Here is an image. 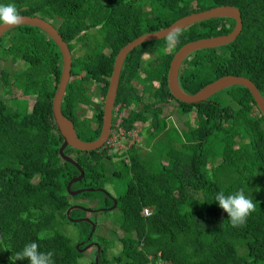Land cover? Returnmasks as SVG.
Masks as SVG:
<instances>
[{"label":"trees","instance_id":"trees-1","mask_svg":"<svg viewBox=\"0 0 264 264\" xmlns=\"http://www.w3.org/2000/svg\"><path fill=\"white\" fill-rule=\"evenodd\" d=\"M9 3L17 6L20 15L50 22L68 44L71 79L60 107L81 140H94L100 134L102 105L120 48L214 6L237 7L242 29L228 44L188 54L178 70L180 89L192 94L221 76L239 75L250 79L264 98V0H0ZM234 24L226 16L204 19L178 30L181 35L170 50L164 37L129 51L113 106L118 113L129 109L119 124L125 134L146 114L139 133L145 148L132 144L122 152L126 159L113 162L119 150L103 145L90 151L74 149L71 155L68 145L64 153L84 171L69 187L86 188L77 194L66 185L80 172L59 155L63 137L52 117L62 68L59 48L31 25L14 26L0 36V59L19 64L12 74L0 70V264H29L15 256L32 241L40 251H52L55 264H95L96 250L84 261L73 238L53 233L48 226L63 215L78 224L79 240H84L90 224L72 219L84 215L82 207L88 199L92 207L111 203L96 189L109 177L126 180L116 211L105 216L117 228L116 239L109 243L120 248L109 254L101 244L98 264H264V117L253 96L244 86L233 85L205 101L185 103L167 86L171 59L184 43L228 33ZM133 82L140 83L141 90ZM11 83L23 96L32 97L29 111L9 106L4 95L10 93ZM94 90L100 104L93 100ZM10 102L17 103L16 98ZM86 108H92V116L82 118ZM170 115L183 116L182 127L175 126ZM122 166L128 168L127 175L121 174ZM241 188L256 210L244 225L234 227L215 196ZM74 205L79 207L67 213ZM145 206L152 209L147 216L141 214ZM23 213H28L27 219L21 218ZM253 221L260 230L251 229ZM41 233L44 238L37 239ZM244 244L256 246L259 254L247 253Z\"/></svg>","mask_w":264,"mask_h":264},{"label":"water","instance_id":"water-1","mask_svg":"<svg viewBox=\"0 0 264 264\" xmlns=\"http://www.w3.org/2000/svg\"><path fill=\"white\" fill-rule=\"evenodd\" d=\"M21 16L23 17V22L17 25H31L43 30L55 42L61 53V59H62L61 74L52 99L51 108H52V117L54 123L56 124L59 132L63 137V141L58 149L59 155L66 161L75 164L80 172L77 177L71 179L66 185L67 190L71 194L80 193L86 188L77 189L74 191L69 190L70 184L72 182L79 180L83 176V170L80 166L77 165V163L72 158L64 154V149L66 146L69 145L77 150L90 151L93 149H97L104 144L111 128V113H112L114 98L116 95L122 64L129 51L143 42L164 38L171 31L180 30L192 23L204 19H209L218 16H226L233 18L235 20V24L234 27L231 29V31H229L228 33L195 39L184 43L177 50V52L173 55L169 65L168 74H167V86L171 94L176 99L185 103H198L205 101L210 96H212L213 94L217 93L218 91L224 88L233 85H242L250 91L258 109L260 110L262 116L264 117V98L259 92V90L255 87L253 82L246 77L239 75H224L207 83L206 85L201 87L198 91L192 94L183 92L178 85V80H177L178 70L183 59L188 54L198 49L218 47L221 45L228 44L238 36V34L242 29V19H241L240 11L238 10L237 7L233 5H219L204 10L192 12L188 15H185L183 17L174 20L170 25H168L165 28H161L157 31L142 34L136 37L135 39L129 41L128 43H126L123 47H121L115 57L112 73L109 78L108 89L105 95L104 106H103V118H102L100 134L96 139L91 141H84L76 136L73 122L62 114L60 107L67 82L70 78L72 59H71L70 50L68 48V44L62 39L61 34L50 22L37 16H29V15H21ZM12 27L14 26L0 27V36L5 31H7ZM76 207L79 206H72L71 208L68 209L67 213L72 208H76ZM81 220L89 222L91 224V229L88 235V237H90L95 228V224L89 218L72 219V221L74 222H78ZM90 246H92V243H88L82 248H79V245H76V248H78L79 252H83L84 250H87ZM98 257H99V246L97 248V253L94 259L95 264H98Z\"/></svg>","mask_w":264,"mask_h":264},{"label":"rangeland","instance_id":"rangeland-1","mask_svg":"<svg viewBox=\"0 0 264 264\" xmlns=\"http://www.w3.org/2000/svg\"><path fill=\"white\" fill-rule=\"evenodd\" d=\"M196 7H198V4H195ZM200 7H202L201 4H199ZM143 8L145 10L149 9L147 6H143ZM69 47H73L71 43H69ZM19 67L18 63L15 64H10L5 62L4 60L0 59V70L1 69H6L8 70L11 74L13 73V71ZM206 79L208 78V76L205 77ZM71 79V77L69 78ZM145 83L148 84L150 83L149 79L145 77ZM157 83H155L156 85ZM133 85L138 88L139 90H141L142 85L140 83L137 82H133ZM94 87V85L92 86ZM95 92V90H94ZM224 95V94H223ZM4 97H6L8 104L10 107H15L18 108L20 112H27L30 110L31 105H32V97H25L23 96L21 89L18 88L16 86V84H12L10 85V93L5 94ZM16 98V102L17 103H11L10 99L11 98ZM95 103L100 104L101 103V97L98 95L95 96ZM128 108H124L123 111L121 112H115L114 113V128L111 131V138L109 139V144L111 145L110 148H112L113 151H118L120 149L125 150L126 148H128L132 143H136L134 145L136 146H143L145 148V145H141V143L139 142V140L141 139V137H143L140 133V128L142 127V123L144 122V119L146 118V114L142 115L139 117V120L136 122V127L135 129H133L132 131H130L129 133L125 134L122 130H120V128L117 127V125H115L116 122L119 121V119L122 116L127 115L128 113ZM91 115V111L90 108H86L84 109V111H81V117L82 118H89ZM189 120L191 123H194L193 120V115H189ZM171 120L173 121V124L175 126H177L178 128L182 127L181 123L183 122V116L180 117H174L173 115H170ZM169 118V119H170ZM144 124V123H143ZM112 125V124H111ZM2 132V131H1ZM3 133V132H2ZM173 137L170 138H177L174 137L175 135H172ZM177 147H180V144L177 143L176 144ZM219 159H214L213 163H218ZM122 172L127 174L128 173V168H123ZM126 181V180H125ZM124 180L120 179V180H113V181H109L108 180L103 184V186H101L100 188H102L105 191H109V192H114L115 194H119L121 193L124 188H125V182ZM115 182V183H112ZM99 188V187H98ZM182 200V196L180 198ZM96 216L98 217H105L104 213H98ZM105 227H109L111 224L110 220H107L108 217L105 218ZM102 218H99V221H101ZM103 226H97L96 232L99 233L100 235H104L103 238L101 239V244L104 247H107L109 249V254L114 252L115 250H119L120 245L118 244V246H116L115 248L113 246L110 245V240L112 239H116L117 234L114 232L113 234H109V232L105 231V229H102ZM251 229L253 231H258L260 230V226L258 224L257 221H253L251 222ZM48 230L52 231L53 233L59 234V233H66L68 234L71 238H73L74 242L76 240H78L81 237V233H80V228L78 227L77 223H73V222H69L66 219H64V216L62 215L61 217H59L57 220L53 221L49 226H48ZM95 232V233H96ZM95 236H97V234H94L93 238H95ZM245 247V250L247 253L249 254H259L258 248L254 245H243ZM95 248L93 247H89L87 250H85L86 255L85 257H83L84 261H89L91 257H93V253H94ZM108 254V258L111 257V255ZM95 257V256H94ZM159 264H162L161 262H159Z\"/></svg>","mask_w":264,"mask_h":264},{"label":"clouds","instance_id":"clouds-1","mask_svg":"<svg viewBox=\"0 0 264 264\" xmlns=\"http://www.w3.org/2000/svg\"><path fill=\"white\" fill-rule=\"evenodd\" d=\"M22 22L23 17L14 3L0 4V27L15 26ZM180 35L181 33L178 30H174L166 36L169 50L178 42ZM215 200L218 202L219 207L227 213L234 227L244 225L249 215L256 210V204L251 197L245 194L243 188L234 194L228 195L220 191L216 194ZM32 211L35 212L36 210L33 209ZM21 218L27 219L28 213H23ZM43 238L44 235L42 233L38 234L37 239ZM53 255L52 251H40V245L36 241H32L26 244L21 252L16 253L15 260L27 259L29 264H55L52 259Z\"/></svg>","mask_w":264,"mask_h":264},{"label":"flooded vegetation","instance_id":"flooded-vegetation-1","mask_svg":"<svg viewBox=\"0 0 264 264\" xmlns=\"http://www.w3.org/2000/svg\"><path fill=\"white\" fill-rule=\"evenodd\" d=\"M111 76V75H110ZM107 92V91H106ZM97 95V92L95 91H93L92 92V97H93V100H95V96ZM105 95H106V93H105ZM54 96V95H53ZM104 100H105V98H104ZM98 104V103H97ZM103 106H104V102H103V105H102V118H103ZM257 106V105H256ZM258 108V107H257ZM90 111H91V115H90V117L92 116V108H90ZM118 111V108L117 107H114L113 106V108H112V113H111V124H112V119L114 120V113L115 112H117ZM123 111V110H122ZM121 111V112H122ZM252 111L254 112L255 111V108H253L252 109ZM120 121H121V118L119 119V121L118 122H116L115 123V125H117V127L118 128H120V130H122L123 132H124V130L121 128V126L119 125L120 124ZM142 125H143V123H142ZM114 128V123H113V125H111V128H110V131H109V134H108V137H107V139H106V141L104 142V146L105 147H111V145L109 144V139L111 138V131H112V129ZM101 129V128H100ZM132 131V130H131ZM96 139V138H95ZM89 141H91V140H89ZM141 143V142H140ZM132 144H136V143H132ZM131 144V145H132ZM102 145V146H103ZM141 145H143L142 143H141ZM101 146V147H102ZM67 147V146H66ZM66 147H65V149H66ZM100 148V147H99ZM64 149V150H65ZM68 150H69V152H70V154L72 155V154H74V149L75 148H67ZM76 150V149H75ZM124 150H122V149H120L119 150V152H118V156H116V157H113V162H115V161H119V160H122L123 158L124 159H126V157L125 156H123L122 155V152H123ZM65 154V153H64ZM66 155V154H65ZM71 155H67V156H69L70 158H72V156ZM73 159V158H72ZM74 160V159H73ZM75 161V160H74ZM78 165V164H77ZM78 166H80V165H78ZM81 167V166H80ZM125 166H122L121 168H120V172H121V174H123V175H127V174H125V173H123L122 172V169L124 168ZM82 168V167H81ZM126 168V167H125ZM83 170V169H82ZM83 174H84V171H83ZM78 175H76L75 177H77ZM75 177H73V178H75ZM83 177V176H82ZM72 178V179H73ZM71 180V179H70ZM113 180H117V179H112L111 177H109V179H108V182L109 181H113ZM73 183V182H72ZM112 183H115V182H112ZM78 189H84V188H78ZM87 189H91V188H87ZM97 190L98 189H100L99 191L100 192H102L103 193V195H105L106 196V200L108 199V200H110V204L109 205H99V206H97V207H92V201L90 200V199H88L86 202H84V204H83V209H85L84 211V215L82 216V217H80V218H89V219H91V221L95 224V228H94V230H93V232H92V234H91V236L90 237H88V235H89V232H90V229H91V224H90V229H89V231L87 232V235L85 236V239L84 240H76L75 242H76V245H79V248H82V247H84L86 244H88V243H92V246H90V247H93V248H95V250H96V253H97V248H98V246H99V254H100V251H101V239L102 238H99V233L98 232H96V229H97V226H103L102 227V229H105V231H106V233H107V231L109 232V234L111 233V234H113L114 233V231L116 230L117 231V228L115 229V224L112 222L111 224H110V226L109 227H105L104 226V224H105V217L103 218V217H98V216H96L98 213H104V216H107V215H112V213H113V211H116V206H117V197H118V194H115L114 192H109V191H105V190H103L102 188H96ZM74 190H77V189H73V190H70V191H74ZM74 206H77V205H74ZM99 218H102V220L101 221H99ZM77 219H79V218H77ZM57 220V219H56ZM68 220V219H67ZM95 220H96V222L98 223V225L96 224V222H95ZM101 223H104V224H101ZM96 232V233H95ZM94 234H97V236H95V238H93V236H94ZM104 236V235H103ZM75 245V246H76ZM116 246H118V244L116 245ZM95 250H94V252H95ZM81 253H83L84 255H83V257H85V256H87L86 255V252H85V250L83 251V252H81ZM94 254V253H93ZM95 258V257H94Z\"/></svg>","mask_w":264,"mask_h":264},{"label":"built area","instance_id":"built-area-1","mask_svg":"<svg viewBox=\"0 0 264 264\" xmlns=\"http://www.w3.org/2000/svg\"><path fill=\"white\" fill-rule=\"evenodd\" d=\"M151 210H152L151 207L145 206V207H143L141 213L143 214V216H147V215H149L151 213ZM159 262H161L162 264H164L163 261H159ZM159 262H157L156 264H159Z\"/></svg>","mask_w":264,"mask_h":264},{"label":"crops","instance_id":"crops-1","mask_svg":"<svg viewBox=\"0 0 264 264\" xmlns=\"http://www.w3.org/2000/svg\"><path fill=\"white\" fill-rule=\"evenodd\" d=\"M142 214V213H141ZM143 215V214H142Z\"/></svg>","mask_w":264,"mask_h":264}]
</instances>
